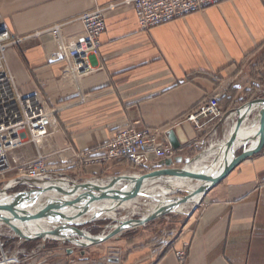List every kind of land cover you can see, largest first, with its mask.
I'll use <instances>...</instances> for the list:
<instances>
[{
  "label": "crops",
  "instance_id": "crops-1",
  "mask_svg": "<svg viewBox=\"0 0 264 264\" xmlns=\"http://www.w3.org/2000/svg\"><path fill=\"white\" fill-rule=\"evenodd\" d=\"M96 9H103L105 20L93 58L100 69L77 75L66 43L82 32L81 16ZM54 25L60 26L58 35L46 31ZM0 27L12 37L5 66L18 90L38 95L52 112L48 137L9 152L15 167L39 153L61 174L71 163V150L99 151L130 127L170 129L169 139L174 134L180 143L168 158L176 165L218 127L212 122L198 129L185 121L187 115L210 96L221 99L231 86L241 95L257 83L248 65L264 49V0L224 1L150 29L141 28L133 4L125 0H0ZM263 90L228 111L221 109L227 114ZM164 160L146 171L163 168ZM124 163L73 167L79 174L70 178L106 180L137 171ZM145 241L128 240L124 257L112 261L66 253L62 243L40 240L39 254L30 257L31 251L19 264H264V146L208 191L176 236ZM53 242L59 247H50ZM19 244L8 250L11 255L22 250ZM180 250L187 252L185 261L176 254Z\"/></svg>",
  "mask_w": 264,
  "mask_h": 264
},
{
  "label": "built area",
  "instance_id": "built-area-1",
  "mask_svg": "<svg viewBox=\"0 0 264 264\" xmlns=\"http://www.w3.org/2000/svg\"><path fill=\"white\" fill-rule=\"evenodd\" d=\"M228 0H125L132 3L142 29H150L171 21L182 19L208 7L219 5ZM83 24L81 33L67 40L66 53L72 72L84 76L100 66L93 62L102 45L101 33L105 28L103 9L85 13L80 18ZM59 25L46 30L53 35L59 34ZM11 34L6 27H0V175L9 169V152L28 143H41L50 135L52 112L49 111L38 95H23L17 88L13 73L5 66V53L10 45ZM21 39H15L14 43ZM220 96L213 95L201 101L198 107L187 115L185 121L192 122L198 129L220 120L224 112L219 105ZM170 129L146 128L138 131L132 127L118 132L115 138L96 149L71 155L70 167H81L92 163H109L125 160L133 167L145 171L162 159L173 158L176 149L168 137ZM16 179L17 186L34 187L40 181L64 178L59 169L47 163L39 154L25 167H20ZM8 190V189H7ZM19 250L15 255L2 252L1 261L10 257L11 264L23 261ZM185 261L186 250L176 251ZM71 261L62 264H70Z\"/></svg>",
  "mask_w": 264,
  "mask_h": 264
},
{
  "label": "water",
  "instance_id": "water-1",
  "mask_svg": "<svg viewBox=\"0 0 264 264\" xmlns=\"http://www.w3.org/2000/svg\"><path fill=\"white\" fill-rule=\"evenodd\" d=\"M254 105L264 106V98L251 100L230 111L229 116L236 115L237 118L235 119L237 120L233 128L230 129L222 157H218V160L220 159L218 172L212 174L192 172L186 169V165L180 168L174 167L176 160L167 159L162 162L163 168L144 174H122L109 177L106 180L98 179L82 182L73 180L67 182L68 179L64 178L50 181L51 183L45 181L42 187L17 191L9 194L8 200H0V228H7L12 236L19 239L20 243L40 239L55 240L61 243L70 242L81 247H88L101 244L130 228L143 226L163 215L173 213L180 203H193V207L188 213V215H191L214 185L226 177L241 162L258 152L264 145V111L257 112L255 116V119H260V127L257 132L248 134L242 131V112ZM170 142L175 149L180 148V143L174 134L170 135ZM240 148H243V150L241 154L237 155ZM200 155L198 154L194 158ZM183 175L198 179L202 183L195 190H180L186 193L184 196L169 197L168 199L165 198L163 202L159 201L161 203L159 209L150 211L147 215L138 219L110 218L116 224L112 225L113 229L101 236H95L86 228L78 227L102 219L97 216L105 211V207L100 205L104 201L109 202L108 200H111L109 204L113 209L120 203L138 196L141 185L154 177ZM47 193L55 195L49 196L46 195ZM149 197L155 199L161 196L158 194L157 197L151 195ZM195 197L197 198L194 199ZM59 206L69 208V210L67 212L60 211ZM35 218H47L57 224L51 225L48 229L31 228L29 224ZM68 218L71 220L75 218L83 219L80 222H64ZM81 238L88 240L90 243L80 244ZM71 252L68 249V253ZM81 254H84V251Z\"/></svg>",
  "mask_w": 264,
  "mask_h": 264
},
{
  "label": "rangeland",
  "instance_id": "rangeland-1",
  "mask_svg": "<svg viewBox=\"0 0 264 264\" xmlns=\"http://www.w3.org/2000/svg\"><path fill=\"white\" fill-rule=\"evenodd\" d=\"M17 43H19V42H17ZM259 96L256 97V99L257 98H264V90L260 93ZM47 109L49 110L48 106H47ZM229 113H227V114L224 113V115L220 119V121H218L219 119L214 121L212 124L214 126L217 125L218 127L212 128L210 130L209 135L205 139V143L201 144V146H199L196 150H194L192 154L188 155V157L186 159L181 160L180 162H177V164L174 167L180 168V167L187 165L196 155L202 154L203 150L209 146L208 144H211V142H213V141L222 140L224 138V136L228 133V131L230 130V127L232 125V121H233L232 119L233 118L230 119ZM256 114H257V112H254V113H252V115L250 117L255 118ZM263 146H262V148H263ZM242 150H243V148H240L237 151V155L241 154ZM71 151H72V154L77 153V151L76 152L73 150H71ZM37 155H39V153H37L35 155V157ZM23 160H25V159H23ZM29 161H30L29 159L23 161V163L20 164L19 167H17V166L15 167V164H13L12 162L11 163L9 162L10 169L5 174L0 175V190H2L4 188L6 182H8V180H10V178L15 177V175L20 174V171H19L20 167L21 166L25 167L24 165H26ZM72 168L73 167L66 168V171H65L66 175H64V176L69 177V174L67 172L69 170H71ZM136 170L140 171V173L139 172L137 173V171H136V172H134V174H144V173L150 172V171H146V170L145 171H141L139 169H136ZM69 179H71V178L69 177ZM103 179H105V178H103ZM53 180H56V179H53ZM47 181H50V180H47ZM73 181H76V180H73ZM43 182L44 181L38 182L37 185L34 186V188L41 187L40 183L42 184ZM78 182H82V181H78ZM34 188L33 187L30 188L27 186L26 187L19 186L15 189H11V190L8 189L6 192H7V194H13L14 192H17V191H22L24 189H34ZM185 194L186 193L183 191H178V192L172 194L171 197L184 196ZM145 202H147L146 199L140 200V203L142 204L141 205L142 208L138 213L131 215V214H128L127 211H125V210H118L117 211V213L119 212L118 216L122 217V216L128 215V219L140 218L144 214V212H147L146 208H148V206L144 204ZM199 207H200V205L197 207V209L194 212L191 213V215H188V213L191 211V208L187 214L168 213L166 215H163L157 219H154V220L148 222L147 224H145V226H140V227H137L136 229L124 231L121 234L116 235V236L112 237L111 239H109V240H107L101 244H98V245L81 247V246L74 245L70 242L62 243V245H63V247H65L66 253H68V249H70L72 251L71 254L73 252H75L77 256H80L81 252L84 251V254L90 253V257L93 259H99V258L105 257L108 260L116 261V260L122 259L124 257V254H125L124 250L126 249V246L128 245L127 241L130 239L134 240L132 244L136 243L139 240L140 241L146 240L145 243L150 242L151 244H155V243H159L161 241V239L166 238V236H169V235H171V237L176 236L178 234V231L180 230V227L183 225V223L187 224L196 215V212L199 209ZM115 224L116 223L110 218H102L100 220H96L94 222L88 223V224L83 225V226H78V227L79 228L84 227L87 230H89L91 234H93L95 236H101V235L109 232L111 229H113L112 225H115ZM95 229H96V231H95L96 234L91 232L92 230H95ZM2 236L10 237L12 239L16 238V237L12 236V233L7 228H4V227L0 228V262H1L2 252H4V251L6 252L8 250L11 252V251L15 250L17 247L16 245L8 247L6 245V242L1 239ZM18 241H19V239H18ZM24 243H26V242H24ZM59 243H61V242H59ZM22 244L23 243L19 244L20 249H22L24 251H21V254L19 256H21V258L24 259L26 256H28V254L31 251H28V249L26 247L23 248L21 246ZM38 245L36 248H34L32 250V251H34V253L31 254L30 257H36L39 254V253H37V251L39 252ZM49 245H50V247H53L52 243ZM55 247H59V245H57V246L55 245ZM9 251H8V254L11 255V253ZM187 256L188 255L186 252V258H187ZM186 258H185V260H186Z\"/></svg>",
  "mask_w": 264,
  "mask_h": 264
},
{
  "label": "bare ground",
  "instance_id": "bare-ground-1",
  "mask_svg": "<svg viewBox=\"0 0 264 264\" xmlns=\"http://www.w3.org/2000/svg\"><path fill=\"white\" fill-rule=\"evenodd\" d=\"M44 102V101H43ZM44 104L46 105V103L44 102ZM47 107V105H46ZM264 111V106L263 105H254L253 107H250V109H246L245 111L242 112V131L244 133H255L257 132V130L260 127V119L258 118H251L250 116L252 115V113L254 112H260V111ZM264 113V112H263ZM256 116V115H255ZM233 118V119H232ZM237 118L236 115H233L230 117V119H232V125L230 127L233 128L234 124L236 123L235 119ZM229 133L230 130L228 131V133L224 136V138L222 140L219 141H213L211 142V144H208L209 146L206 147L205 151L198 156L197 158H194L193 160H191L187 165H186V169L192 172H197V173H205V174H212L214 172H218L220 167V159L218 160V157L220 156V158L222 157L221 155L224 153L225 151V145H226V141L229 137ZM25 166V165H24ZM23 167V166H21ZM153 171V170H152ZM62 175L64 176L66 175L65 172H61ZM138 175V174H135ZM19 177V174L16 175L15 177L10 178V180H8V182H6L4 188L2 190H0V200H8V195L7 194V189L11 190V189H15V188H11L14 187L13 185L17 184V178ZM64 179H68L66 180L67 182L71 179H69V177L64 176ZM53 181V180H50ZM48 183H51V182ZM88 181V180H87ZM45 182V181H44ZM43 182V183H44ZM43 183L41 185V187L43 186ZM202 183V181H199L198 179H194L192 177H188V176H167V177H154L152 178L150 181H148L147 183L141 185L140 187V194L130 200L124 201L123 203H120V205L116 206V208H111L109 202L111 200H108L109 202H102L100 203L101 207H105V211L103 213L100 214V216H97L99 218H120L122 220H128V215L119 217L117 211L118 210H125L127 211L128 214H136L138 213L141 208H142V204L140 203V200L142 199H146L147 202H145L144 204L148 206V208H146L147 212H144V214L142 215L145 216L147 215L150 211H156L157 209H159V207L161 206V203H159V201L163 202L164 199H168L169 197H171L172 194L182 190V189H187V190H195L197 189L200 184ZM22 187H26V186H22ZM31 188V187H30ZM34 188V187H33ZM160 194L161 197H157V195ZM46 195H55L53 193H47ZM156 196L157 198H151L149 196ZM197 197H195L194 199H196ZM143 204V205H144ZM144 205V206H145ZM193 207V203L189 202V203H180L178 206H176V208L174 209L173 213H178V214H187L190 210V208ZM57 208V207H56ZM60 211L63 212H67L69 210V208L63 207V206H59ZM83 218H75L73 220L71 219H66L64 220V222L66 221H76V222H80L82 221ZM57 223L55 221H52L50 219L47 218H35L31 221V223L29 224V226L31 228H49L51 225H56ZM132 229H136V228H132ZM131 230V228L129 229ZM81 241L79 242L80 244L84 243L83 245L89 244L90 242L86 239L81 238ZM51 241V240H50ZM55 241V240H54ZM77 245V244H76ZM80 246V245H77ZM12 261H14L12 258L10 257H5L4 260H2L0 262V264H11Z\"/></svg>",
  "mask_w": 264,
  "mask_h": 264
},
{
  "label": "trees",
  "instance_id": "trees-1",
  "mask_svg": "<svg viewBox=\"0 0 264 264\" xmlns=\"http://www.w3.org/2000/svg\"><path fill=\"white\" fill-rule=\"evenodd\" d=\"M248 72L250 74L251 79H253L257 83L252 84L251 87L243 91L241 95L238 94V91L233 86H231L228 89V91L224 94V96L220 99V102H219L220 107L224 108L225 111H228L229 109L233 108L236 104H240L244 101L251 99L258 92L259 89H264V49L260 52V54L254 60H251V62L248 65ZM122 162L124 163L126 161L121 160V163ZM78 171L79 169L69 170L70 172L69 177L78 176L79 174ZM95 231L96 229L92 230L91 232L96 234ZM1 239L6 242V245L8 247L14 246L18 243V238L12 239L10 237L2 236ZM131 241L132 239H130V242ZM39 243H40V239H34L32 241L23 243L21 246L23 248L26 247L28 251H32L34 248L37 247ZM52 245L55 246L57 245V243L53 242Z\"/></svg>",
  "mask_w": 264,
  "mask_h": 264
}]
</instances>
